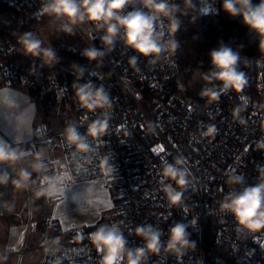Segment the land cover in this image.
Returning a JSON list of instances; mask_svg holds the SVG:
<instances>
[{
  "label": "built area",
  "instance_id": "1",
  "mask_svg": "<svg viewBox=\"0 0 264 264\" xmlns=\"http://www.w3.org/2000/svg\"><path fill=\"white\" fill-rule=\"evenodd\" d=\"M32 1L37 0H0V4L18 6ZM218 6V0H196L201 13H213ZM100 35L92 33L98 48L102 47ZM14 52V44L0 38V83L19 82L70 106L60 131L53 133L50 125L41 121L29 141V153L35 164L41 165L36 172L37 185L29 186V192L47 188V183H41L45 177L60 182L61 175H67V180L70 175L100 176L113 203L102 212L96 227L99 223L119 222L129 246H142L141 239L131 234L137 225H158L163 231L162 240L167 239L168 229L175 223L189 225L194 249L179 259L164 254L152 256L149 264H264V231L248 234L238 228L231 214L219 210L222 195L228 191L224 185L226 171L242 174L253 184L258 170L264 168V150L255 148L256 142L264 139V62L256 63L253 74L243 71L248 81L241 93L245 101L229 92L208 103L200 93L183 97L171 91L172 78L177 74L171 53L161 54L153 63L138 57L135 67H131L129 58L136 54L118 43L103 58L102 66L90 64L79 77L60 79L52 70L20 67L11 58ZM89 82L108 92L111 108L106 113L99 109L87 112L80 107L73 85ZM98 118L108 119V130L97 139L86 137L87 151L66 142L63 133L68 124H75L84 135L89 123ZM213 126L215 132L206 135ZM161 146L163 152L153 151ZM175 159L181 160V167L188 171L189 185L183 190L182 205L170 208L164 189L168 185L175 189L176 185L162 180L159 170L161 161L173 163ZM43 196L46 202L59 198L57 193ZM192 220H196L195 225L190 223ZM205 221L212 226L207 240ZM54 226L55 222L49 220L36 246L28 247L24 243L30 234L28 224L23 244L12 251L0 248V259L13 255L14 264H27L28 253L36 249V264H99L101 254L88 239L95 229L73 227L55 235L49 231Z\"/></svg>",
  "mask_w": 264,
  "mask_h": 264
},
{
  "label": "clouds",
  "instance_id": "2",
  "mask_svg": "<svg viewBox=\"0 0 264 264\" xmlns=\"http://www.w3.org/2000/svg\"><path fill=\"white\" fill-rule=\"evenodd\" d=\"M131 9V10H129ZM183 9L191 10V0H183ZM222 9L231 17H240L242 24L258 38L260 58L264 60V0L253 3V0H223ZM40 14L52 18L58 24V30L65 34H75L77 26H88L89 36L102 33V47L88 46L82 55L88 61H96L102 65L106 54L112 52L119 43L123 48L131 49L136 55L129 58V65L135 67L138 57L147 58L150 63L159 59L163 53L175 54L179 42L175 38L181 26L180 16L184 15L182 6L174 0H42ZM21 50L26 56L40 58L43 64L52 66L57 62L56 52L49 47H42V41L31 32L18 37ZM210 68H198L193 73V81L199 78L203 82L200 96L207 98L208 103L216 102L222 94L235 93L241 95L247 85L245 73L239 69L240 54L229 45L220 44L208 53ZM82 74L78 73L79 75ZM183 90L184 85H178ZM75 97L80 107L87 112L98 109L106 113L111 108V100L103 86L94 87L90 82L73 85ZM0 107L15 109L16 100L0 89ZM239 111V108L236 109ZM108 119H96L89 123L86 133L82 135L75 124H68L64 129V139L77 150L87 151L89 145L86 137L97 139L108 130ZM215 128L210 127L206 135H212ZM257 150H264V139L256 142ZM23 152L12 148L8 143L0 141V163L10 166L23 156ZM106 163V162H102ZM160 176L162 180L173 181L176 188L166 186L164 191L169 207L182 205L183 190L189 185V173L181 167L182 161L175 159L173 163L161 161ZM41 165H36L39 170ZM30 173L21 170L19 178L13 180L16 188H24L29 181ZM8 181L6 174L0 175V184ZM41 183L48 187L41 189L37 195L52 196L57 192L55 179L45 177ZM224 192L219 203V210L231 214L239 229L248 234L264 231V168L258 170L256 182L249 184L242 174L226 171ZM192 225L196 220L190 221ZM188 224L177 222L169 227L167 239L162 240L163 231L158 225L144 223L135 226L131 234L139 237L142 246H129L125 231L119 222L99 223L95 230L88 234V239L98 253L101 254L99 264H149L152 256L161 254L183 257L195 248L187 231Z\"/></svg>",
  "mask_w": 264,
  "mask_h": 264
},
{
  "label": "rangeland",
  "instance_id": "3",
  "mask_svg": "<svg viewBox=\"0 0 264 264\" xmlns=\"http://www.w3.org/2000/svg\"><path fill=\"white\" fill-rule=\"evenodd\" d=\"M35 14L37 15V18H40L33 22V29L31 30V33H33L36 38L42 41V47L50 46L56 52L57 62L52 66H48L43 64L40 58L36 59H38L40 65L43 68L55 70L54 66H58L56 69L60 67L64 71H71L73 72L72 74H74L73 78H76V75L83 69L80 72L75 71L74 63L69 60L68 54L71 52H78L80 55H82L81 53L83 49L91 45L98 48L96 41L92 39V36H89L88 26L85 25L82 28L77 26L75 29V34L69 35L58 30V21L53 23L51 17L41 15L38 12H35ZM33 15L34 13L31 14V16ZM90 63L97 65L96 61H91ZM201 83L202 81L197 78L195 81L191 80L187 84H183V90H181V88L178 86L180 92L172 91L171 85V91L173 93L182 95L185 89H188L190 86H194L197 95L201 91ZM180 84L182 83H179L178 85ZM41 97L42 96H40V99H42ZM52 98L48 100V106L43 110L39 100L32 97L35 107H37L36 122L42 118L43 121H46L50 125L53 133H56L61 130L62 120L68 115L70 106L66 102H55L52 100ZM53 143L55 144V153L59 156L58 147L56 146L58 144L57 140L54 139ZM24 160L26 162L27 169L31 170L29 172L30 183L35 184L34 180L36 177V164L34 158L32 155H30L25 157ZM56 184L58 189L57 194L59 197L56 202L35 204L34 200L38 195L33 194L32 197H28L27 215L30 223V234H28L24 242L28 247H32L29 245V243L31 240H33L34 235L37 233V216L34 214V209L37 211L42 210L43 216L47 218L48 221L53 220L55 225L59 226L60 234H64L73 227L83 230L88 226H93L98 220H100L102 212L108 209L113 203L110 190L107 185H105L104 179L100 176H89L84 174L70 175L64 184H61L60 182H56ZM25 199L26 198L24 196L16 198L15 202H13L11 205L12 212L5 213V215L15 214V220L10 221L6 225L5 223L0 224V236L1 234L3 236L0 248L4 249L5 251H12L23 244L22 242L24 241V232L21 231V225L24 204L26 202ZM31 217L32 224L30 222ZM4 225L5 228L3 229ZM36 244L37 241L35 242V246ZM38 255L39 251L36 249L28 253L30 260L32 261L31 264H36ZM14 263L15 256L13 255H9L3 259H0V264Z\"/></svg>",
  "mask_w": 264,
  "mask_h": 264
},
{
  "label": "trees",
  "instance_id": "4",
  "mask_svg": "<svg viewBox=\"0 0 264 264\" xmlns=\"http://www.w3.org/2000/svg\"><path fill=\"white\" fill-rule=\"evenodd\" d=\"M219 6L217 11L213 13H201L197 10L196 0H191L193 9H183V0H174L182 6L184 15L180 16L181 26L177 31V40L179 47L175 54L171 55L172 60L177 66V74L172 78V91L180 92L178 84H187L193 80V73L200 68L201 70H208L210 68V61L208 53L210 50L217 48L220 44L229 45L234 51L240 54L239 69L241 71H248L251 74L255 72V65L260 58L258 50V38L249 32V30L242 24L240 17H231L222 9L223 0H218ZM42 1H32L29 3L19 4L18 6H11L0 4V38L10 40L15 48V52L11 57L20 67L31 70H41L43 72L51 71V69L43 68L38 59L31 56H26L21 50L18 42V37L26 32H31L33 29V22L37 18L35 12L41 5ZM253 3H259V0H253ZM34 13L33 16L31 14ZM69 60L74 63L75 71L84 70L88 65L93 64L87 61V58L80 55L78 52H71L68 54ZM261 62H264L262 60ZM54 66V71L60 79H73L74 74L71 71H64L62 68ZM82 70V71H83ZM203 82L200 84V89ZM33 96L38 99L44 108L48 106V100L53 96L43 93L37 89L29 88ZM200 93V92H199ZM180 95V94H179ZM40 96H42L40 99ZM181 96L195 97L196 90L194 86H190L183 91ZM55 102H65L64 100L52 98ZM43 121V120H42ZM46 122V121H44ZM47 123V122H46ZM37 172V170H36ZM35 204H45L43 195L37 196L34 200ZM42 210L34 209V214L37 216L36 227L37 233L33 240L30 241V246H35V242L47 231V218L42 214ZM93 226L84 228L83 231L93 230ZM205 240L211 234L212 226L208 221L203 225ZM51 234H60V228L55 225L49 230Z\"/></svg>",
  "mask_w": 264,
  "mask_h": 264
},
{
  "label": "crops",
  "instance_id": "5",
  "mask_svg": "<svg viewBox=\"0 0 264 264\" xmlns=\"http://www.w3.org/2000/svg\"><path fill=\"white\" fill-rule=\"evenodd\" d=\"M0 89H6L17 103V107L15 109L0 107V141L8 143L12 148L17 149L19 152H23L24 154L15 162L14 165L10 166L7 162L0 163V175L6 174L8 176L7 183L0 184V224L5 223L6 225L10 221L15 220V214L5 215V213L12 212L11 205L15 202V199L24 196L26 198V202L24 204L21 225V231L24 232L25 227L30 224L27 215L28 197L29 195L33 196V194L37 195L39 190H34L32 192H29L28 190L29 186L35 187L37 185L36 180H34L35 184H31L29 180L27 182V186L24 188H16L12 182L13 180L19 178L21 170L27 171L28 173L31 171L27 169L24 159L25 157L31 155L29 153V141L36 134L38 125L40 121H42V118L36 122L37 107H35V103L32 99V97H35L29 88L19 82H14L12 84L0 83ZM66 181L67 179L64 182L60 181V183L64 184ZM31 220L32 217L30 218V222ZM5 225L3 229L5 228ZM2 238L3 236L1 234L0 245ZM25 260L27 264H31L32 262L28 255Z\"/></svg>",
  "mask_w": 264,
  "mask_h": 264
},
{
  "label": "snow or ice",
  "instance_id": "6",
  "mask_svg": "<svg viewBox=\"0 0 264 264\" xmlns=\"http://www.w3.org/2000/svg\"><path fill=\"white\" fill-rule=\"evenodd\" d=\"M141 127H142V125H141ZM153 151H154L155 153L159 154V153L163 152L164 149H163V147L161 146V147H158V148H154Z\"/></svg>",
  "mask_w": 264,
  "mask_h": 264
},
{
  "label": "water",
  "instance_id": "7",
  "mask_svg": "<svg viewBox=\"0 0 264 264\" xmlns=\"http://www.w3.org/2000/svg\"><path fill=\"white\" fill-rule=\"evenodd\" d=\"M61 182H64L67 179V175H61L58 178Z\"/></svg>",
  "mask_w": 264,
  "mask_h": 264
}]
</instances>
